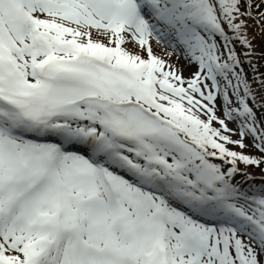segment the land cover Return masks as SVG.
<instances>
[{"label": "snow or ice", "instance_id": "6c2138e0", "mask_svg": "<svg viewBox=\"0 0 264 264\" xmlns=\"http://www.w3.org/2000/svg\"><path fill=\"white\" fill-rule=\"evenodd\" d=\"M0 264H264V0H0Z\"/></svg>", "mask_w": 264, "mask_h": 264}, {"label": "rangeland", "instance_id": "374dc122", "mask_svg": "<svg viewBox=\"0 0 264 264\" xmlns=\"http://www.w3.org/2000/svg\"><path fill=\"white\" fill-rule=\"evenodd\" d=\"M253 34H255V33H253ZM256 43L259 45L260 44V38L259 37H257V40H256ZM157 51H159V49H157ZM257 51H260V48L258 47L257 48ZM174 60H175V57L173 58ZM186 62L183 60V59H181L180 61H179V64L180 65H184ZM251 171H253V172H259V169H255V168H253V169H251Z\"/></svg>", "mask_w": 264, "mask_h": 264}, {"label": "bare ground", "instance_id": "6f19581e", "mask_svg": "<svg viewBox=\"0 0 264 264\" xmlns=\"http://www.w3.org/2000/svg\"><path fill=\"white\" fill-rule=\"evenodd\" d=\"M193 71H195V68H194V67H193V68H186V69H185V72H184V75H185V76H189V75H191V73H192Z\"/></svg>", "mask_w": 264, "mask_h": 264}]
</instances>
